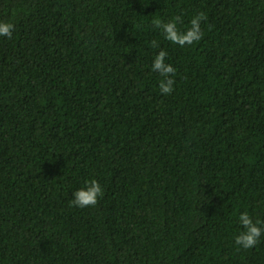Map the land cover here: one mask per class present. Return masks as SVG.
I'll return each mask as SVG.
<instances>
[{
    "label": "trees",
    "instance_id": "16d2710c",
    "mask_svg": "<svg viewBox=\"0 0 264 264\" xmlns=\"http://www.w3.org/2000/svg\"><path fill=\"white\" fill-rule=\"evenodd\" d=\"M200 12L193 45L152 23ZM0 21V264H264V235L235 243L241 212L264 221V0H0Z\"/></svg>",
    "mask_w": 264,
    "mask_h": 264
},
{
    "label": "clouds",
    "instance_id": "9594fccd",
    "mask_svg": "<svg viewBox=\"0 0 264 264\" xmlns=\"http://www.w3.org/2000/svg\"><path fill=\"white\" fill-rule=\"evenodd\" d=\"M207 19L206 13L200 12L196 14L190 21V26L186 30H181L178 25L182 22V17L177 15L167 21H162L159 17L154 18L153 25L161 29L166 40L172 44L184 47L185 45H193L203 38L201 24ZM15 24L10 21H0V36L12 38ZM153 47H159L156 41H152ZM166 50H160L154 58L152 71L159 73L162 79L159 81V89L162 95H170L174 91L175 76L177 69L166 62ZM104 195V189L97 179H91L86 182L84 187L79 188L73 193V199L70 201L72 206L86 208L95 206L99 199ZM239 223L244 231L235 237V243L244 248L251 249L259 242L264 235V221L254 220L247 212L243 211L239 214Z\"/></svg>",
    "mask_w": 264,
    "mask_h": 264
}]
</instances>
